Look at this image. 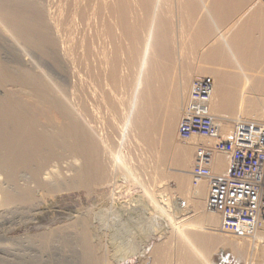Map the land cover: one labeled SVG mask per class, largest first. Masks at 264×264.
<instances>
[{"label": "bare ground", "instance_id": "bare-ground-1", "mask_svg": "<svg viewBox=\"0 0 264 264\" xmlns=\"http://www.w3.org/2000/svg\"><path fill=\"white\" fill-rule=\"evenodd\" d=\"M60 1L64 2L65 0H59V2ZM68 1H69L70 5H68L69 9L68 8H67L68 10L66 9L67 17L64 16L65 17L64 19L66 20V18H67L66 22L68 20L70 21V22L68 21L69 27L70 26L74 27L78 23L79 24L83 23L82 25L84 27L85 26L84 24L90 23V21H92L93 17H94L93 19L95 21V17L98 16L97 17V18H99L98 21H100L99 16L103 15V17H101V20H104V21H102L103 23H101V24L102 25L104 24V27L106 29L102 30L103 32H100V31L99 32L104 33L103 34L104 36H102L103 40L107 39L108 44L110 45L111 48H113V50L110 52L109 51L110 47L108 44L107 45L109 48L107 46H105V45L103 46V44H101V46L107 47L109 50L102 53L104 55L103 57L106 61L107 66L104 65L105 63L101 64V61L104 59L100 60L99 64H101V67L104 65L105 67L108 68V66H109V68L107 69V71H109V76H108V74H106V75H107V78L110 77L108 79H110V82L114 83V85H113L114 87H116L115 85L118 86V84H119L118 82H120V81H121V84L122 83L124 84L122 79L119 78L123 72L122 71L121 74L119 75V72H120V70L118 69L119 65H121L122 70H123V65L121 64L122 59L120 60L119 55H118V52L120 50L119 51L116 50L115 47L120 49L121 44L123 46V44H125L127 41L131 44L130 45L127 42V44L129 46H132V50L128 45L125 44L127 47H129V50L131 51V53H130L127 50L130 53V56L128 55L130 58L128 56L127 57L129 59V61L134 64L133 66L137 65L136 66L137 71H135L136 70L135 69L134 73H133L136 75L135 76L136 80H134L135 82L132 80L133 82L131 84V86H133L132 87L133 90L130 89L131 90L130 94H129L130 91H128V93H126V94H129L131 97L130 103H129V105H127V103L126 104L123 103L124 106L126 105V107L124 109L127 108L126 110H124V113L126 111L125 115H123V116H125V118L123 117V119H122V116H121L122 111L119 110V112H118V110H117V112H115V113H120L119 117L122 119V121L124 120L123 123L119 122L120 120L119 121L116 120L117 119L116 116H118V115H116L114 112H112L113 114L116 115V116L114 115V117H116V118H114V117H111V118L115 119L116 123L118 121L119 127H120V125L122 126L119 129V131H120L119 132L118 128H117V124L115 123L116 124L115 127L117 128V131H118V134L115 136L119 137L118 145H116V147H115V143H117L116 142L117 137L116 138L113 137V138H115L114 139L115 141L112 138L111 139V140H113L112 142L107 138V137H109V135L114 136V135H112V133H110L112 131L114 132V130L109 131L110 134H108L106 137V136H104V134L102 135V133H100V130H102L103 132L105 130H103V129L98 130L100 127H97V124H98L97 122H99L98 120L102 121L103 117L106 116L104 114L105 116L103 115V117H101L103 114L102 111L104 110L103 108H105L107 110L106 107L108 106L109 101L110 102L113 101V99L110 98V100H108L107 102L104 100V102H106V104H103L104 102L102 101L103 99L101 98L103 96V94L106 93L105 91L107 89L110 90L109 88H111V87L108 88V86H107V85H109L108 82H106L108 79L106 81L104 80L105 83H107V84H105L104 81L102 80L104 77L102 79H100L103 81L102 83L104 85H106L107 88H105L104 85H101L106 90L102 89L105 91L100 92L102 94V96L99 95V97L100 96L101 97L98 98L99 93L93 94L96 92L95 90L98 91V89L96 88L97 86L94 87L93 84L100 85V83L97 84L98 79L96 81L97 74H96V76L93 75V77H94V78L92 77L93 81H94V79L96 81V82H93V81H91L92 75L90 76V74L88 73L90 78H91L90 81L93 83V84L91 83L92 85L91 86L89 85V87L92 88V86H93L94 88H92V90L94 89L93 91H95V92H92L91 95L92 94L96 95L98 99H101V101H102L101 104L104 106L103 107L101 105V107H103L102 108L103 110H100L101 107H99V105H97L100 109L98 107L97 108L99 109V111H101V113L99 114V111L97 110V108L94 107L96 102L92 103V102L87 101V102H89L90 106L92 104H94V106H91L90 109H92V107H94V109H96V111L95 110L94 111L95 112L98 111L99 116L101 115L100 116L101 119H97L98 114L96 115V113L93 112V113H95V117L97 119L96 120L97 122L95 121L96 122V124H95V122H94L95 118L92 121L91 120L92 117L90 116L91 114L93 115V113L89 114V113H87L88 111L86 110V107L88 108L89 104L86 105L87 103L85 101L84 103H86V104L84 105V103L81 102L83 99L77 98L78 94L76 93V91H78L77 90L78 88H76V90H75L74 89L75 87H72V89H71V87H69V88L66 87L69 84L68 79H70V78H68L69 77L68 75L75 77L76 74L74 73V71L76 69H74V71L72 70L73 72H71V74L68 73V75H62L64 73V71L67 69L66 67H69L68 66L69 63L71 64V59L73 61H75V59H73V57L71 58L72 51L74 52V54H75V51L78 54L77 51L81 50V47L74 45L75 47H78V49L76 50V49H74L73 46H71V44L69 42H66V44H67L66 45L65 42L63 43V39H61L62 42L59 41L60 39L58 37H60L59 35L63 31V28H61V31L59 30V21L55 20L54 19L55 17L50 16V13H48V15H47V11L45 9L46 6L44 7L43 6L44 4L41 3L40 0H0V34L1 35H7V37H9L16 45L21 46V48L25 47V49L26 48L31 49L30 51L35 50V52H37L40 55V60H38V61H42V63H44L42 66H44L45 68L47 66H49V68H50V70H49V68L40 69V67L37 68V67H35V65L33 67H30V65L32 64L31 62H30L31 64L28 67L26 66L27 64H25V65L23 64L20 66H9V64L7 65V63H5L3 61L4 59H2L3 57L1 56L2 53L0 50V90L3 91V94L0 96V176L2 177L1 178L2 181L0 182V226L1 227L3 226L2 223L4 222L3 221L4 217H6L8 214H11V213H13L15 215L16 211H18V212L22 211L23 214L21 213V215L25 214L27 217L26 220L23 219L25 221V223H23L21 225L18 224L19 226H17V224H16V226H17V227L15 226L16 228L12 227V229L9 228L7 230L6 228L2 229L0 227V243L5 242V246H2L3 247L2 248L1 245H3V244H1L0 249L6 250V251L7 250L8 251L18 250L20 252L21 251L24 252V254H25V251L33 250L37 247L42 248L41 250H43V248H50L51 245H55V244H51V243L53 240H55L57 238V239H62L64 241H66V243H68V244H69L70 240L77 241V243L80 245V247L83 251V255H84L83 259L85 261L83 264H144V260H143L144 258H142V259H131V258H122V256L117 258V256H115V255H116V253L117 254L120 253V251H121V250H119L120 248L119 249L116 248L115 250H113V252L111 251L112 253L110 252L109 249L111 248V246H109V243H110V240L114 236L112 234L110 235V233H112V231H111L112 228L111 229L107 228L108 227L107 224L109 223L108 220L110 219V216H109L108 220H106V221H104L102 217L104 216L103 214H105V212L107 213V215L109 213L110 214L114 213V209L116 208L118 212H122L124 215L129 216V217H133L132 215L139 216L140 214L141 215L146 214L149 216L151 215L149 220H152V218H155L159 225L162 224L167 231L170 230L172 232L173 236L176 238L174 240L178 241L179 245H181V247L183 249L181 254L180 253L178 254L179 264H218L217 261L220 257L218 255H215V257H214L213 253L215 251L218 252L219 250H223L226 247H228V249H226L228 251L227 252L225 251L224 253H222V256L224 255V256H227L230 258L235 257L234 260L238 264H242V263L245 264V262L248 260H243V252H244V249H246L244 246L245 245L244 242L245 241L247 242L248 240H249L248 241L249 244L246 243V245H249L250 252H251V254H253V257L257 258L256 254L258 255V253H259L258 251H261V249L259 246H256L257 244L254 245L252 242H257L259 240L255 239L256 240L255 241V240H250L248 238L246 239L247 236H245L244 229L241 230L240 227H238V229H237L240 233L239 235L242 236L239 241H235V242H234V240L228 241V237H227V240L224 239V238H226L225 234H223L224 238L222 237L223 239H221V238H219V237H221L218 234L219 232L217 233L219 235V236L217 235V239H213L212 237L209 238V237L205 236L206 234L205 235L201 234L202 229L199 231L201 233H198L197 229L192 228L193 226L190 227L192 224L189 226L191 229H188L187 227H182L183 226L182 222L181 223L177 222V218L175 219V217L173 216L174 214L171 213V211L172 210L175 211V209H173L169 206L171 204V202L169 201L168 198H166L167 195L163 196V194H164L163 191H162L163 193L158 191V194H159V192L162 193L161 196L160 195L158 196V194H157V196L159 197V199H158L159 201H158L157 199H155L156 197L153 196V194H152V196H151V194L149 195L146 192L147 189H145L146 191H144V192L147 193V194L145 193L146 194L145 196L149 197L148 202H149V204L151 203V207L153 206V209H154L153 210L154 212L153 211L148 212V210H147L148 206L142 202V199L137 200L134 197L135 199L130 200L129 199L130 196H129V198H128L129 200L127 199L128 201L124 198L126 201L121 202L119 199L120 196L118 194V190H119V188H122L124 183H127L128 180L126 181V179H129V175L128 174H127L128 176L125 175L124 177H128V178H126L125 180H122V182L124 181V183L121 186L122 182L120 183L119 178H122V176L124 175V174H122L121 177L119 176L121 169L123 168V170H126V171H128L130 169L128 166L129 164H127L128 168H129L128 170L124 168L125 167L124 166L125 165V163H124L125 159L124 158H127V157H124V153L122 150V148L124 147L123 142H125L124 141L125 138L128 135H130L129 134L130 131L132 133H134L135 130H138V132L144 137V139H146V142H149L150 145H153V146H156L157 148H159L157 150V152H159L158 153L159 157H158V159L157 158L156 159H157L158 163L161 165L160 167H162V166L169 167V165L171 163H174V165H176V167L182 168L181 170H183V171L186 170V172H187L188 170H190V171H188L190 174L189 175L187 174L188 177H187V175H184V174L183 175L191 180L192 189L191 188L190 189L193 190L195 185L193 183V179L191 176V170L195 164V156L196 155L194 154L195 156H193V153H194L193 151H195L194 150L195 146L193 147L192 141H191L192 142L191 144L189 143L191 138H190V140L188 139L189 141L187 140V142H185L183 146H182V144L180 145V144H178V142H175V140L182 142L181 138L179 137L178 131L176 133V129H179V125L181 122L180 118H182L181 117L182 113L186 107V103L188 102L186 99L187 102L184 103L185 102L184 93L187 90H189V91L191 90V86L195 80L199 81V79H200L201 81L203 80V81L210 82L213 85V89H214L213 95H212V100L210 102V108H209L210 113L215 117L216 120L219 119V121H222V122H225L226 119L230 118L229 116H226L224 114V111H226V110L230 111L231 114L235 113L236 116H238V117L240 116L239 118H236V117L233 118V120L234 119L239 120L241 118V116L243 115L242 112H244L245 110H247V111L252 110L251 108H253V107H251L252 106L251 104L254 103V102L252 103V101H251L252 97L254 96L253 95L254 93L252 92V90L255 91V89H256V86L253 84V80H254V78L256 79L257 77H259V75H261L259 73H262V72H260L259 69H260V67L262 69L263 64H264V7H263L264 2H262V0L261 1L256 0L254 2L251 0L253 3H250L249 0H67L65 6L67 5ZM55 4H57V3H55ZM52 6H53V4H52ZM62 6H63V3L61 5V7ZM59 8H60V6L58 7V9ZM68 11H70V12H68ZM67 12L70 13V15H69L70 19H69ZM104 14H105V16H104ZM62 15L60 14V17ZM60 17H58V18H60ZM102 18H104V19H102ZM62 19H63V16H62ZM56 21H58V22H56ZM77 21H79V22H77ZM105 21H106V23H104ZM66 22L64 23L62 20L61 24H63V25L68 24V22L67 23ZM76 22H77V24H76ZM91 24L92 23H90L86 26H89ZM94 24H92V25H94ZM60 26H62V25H60ZM68 26L65 25L63 27L66 28ZM101 27H103V26H101ZM75 28L77 30V26ZM98 28H100V26ZM98 28H96V30ZM66 29L68 30V28H66ZM79 29H80V27H79ZM67 30H64V32ZM76 30L73 31V28H72V31L74 33H76L75 32ZM93 30H94V28H93ZM69 31L72 32L69 28L68 33L67 32L66 33H67V35L70 36L71 33H69ZM80 35H82V34H80ZM84 36H86V35H84ZM91 36H92V34H91ZM120 36L126 38L127 40L122 43V40H125V39L121 40ZM102 37H100V38H102ZM3 38H5V37H3ZM67 38H69L70 41L72 42L71 37H67ZM85 38L86 37H84V39ZM100 38H99V40H100ZM118 38H120V40ZM67 40L68 39H64V41H67ZM86 41H84V43ZM96 41H94V42H96ZM117 41L118 42L121 41L120 42L121 44L120 43H119L120 45L116 44ZM73 43H75L74 40H73ZM76 43H78V42H76ZM79 43H80V41H79ZM103 43H104V41H103ZM80 44L82 46V43H80ZM91 44H93V43L91 42ZM86 45H89V47H90L89 50L92 49L90 44L86 43L85 46ZM97 45H98V43H97ZM116 45H118V47ZM119 46H120V48H119ZM70 47H72L74 50H71ZM83 47H84V45H83ZM127 47H125V48H127ZM107 48H103V50H105ZM32 49H34V50H32ZM84 49H87V47H84ZM93 49H94V47H93ZM93 49H92V52H93ZM100 49L102 50V48H100ZM101 50H99V51H101ZM124 50H122V53ZM186 50L187 51L189 50L190 54ZM99 51L97 49L96 53ZM26 52H27V50H26ZM81 52H83V50ZM84 52H85V50H84ZM93 53L92 54L90 53L87 56V58L90 57L91 55L93 57V55H95ZM119 53H121V52H119ZM124 53H126V52H124ZM85 54H86V52H85ZM95 56H98V55L96 54ZM100 56H102V55L100 54L99 57ZM120 56L122 58V54H120ZM18 57H19V55H18ZM25 57L26 56H24V58ZM77 57H79V56H76V58ZM127 57H126V60H127ZM190 59L193 60V62L190 61ZM18 60H19V58H18ZM77 60L80 61V59H78V58H77ZM196 60L198 61V63L199 62L200 63L196 67V70L193 71L192 67L195 66L194 62ZM83 61H85V60H83ZM188 61H190L189 63L192 62L193 66L191 68L188 67L189 69H191V71H187L188 69H186V71H187V74H186V71L184 72L185 69L182 66L185 65V62L188 63ZM8 62H10V61H8ZM95 62L90 63V61H89L88 64H86V63L85 64L89 65V63H90V65L92 64L94 66ZM135 63H136V65H135ZM182 63H183V65H182ZM187 63H186V65H187ZM76 64L77 63H75V67H76ZM96 64H98V63H96ZM126 64H128V62L125 63L124 65L126 66ZM180 65H182V66H180ZM39 66H40V64H39ZM128 66L131 67L130 65H128ZM70 67H71V65H70ZM73 67H74V65H73ZM99 67L100 66L98 65L97 70L99 69ZM86 68H87V66H86ZM91 68H90V70H91ZM185 68H187V66ZM68 69L71 70L73 68L71 67V69L70 68H68ZM77 69H78V67H77ZM100 69L102 70V68H100ZM100 69L98 70L99 72H101ZM125 69H126V67H125ZM131 69H129L130 73H131ZM193 69H195V68H193ZM90 70L88 69L87 72L92 71V70L91 71ZM93 70H94V68H93ZM258 70H259V73H258ZM49 71L58 74L57 76L59 78H62L65 76L64 77L65 81L62 80L65 84L62 83V81H60V82L57 81L58 78L55 79L52 76V74H50ZM67 71L68 70H66V72ZM81 71L84 72L83 70H81ZM103 71H104V69H103ZM127 71H128V69H127ZM66 72H65V74H67ZM94 72H97V71L96 70L92 71V74ZM128 73L129 72H127V74ZM130 73L128 75H130ZM79 74H80V72H78V76H80ZM127 74H126V76H128ZM187 75L190 78V79L187 78L188 80H190V82L185 80ZM122 76H125V75H122ZM179 76L183 77L184 82L182 81L183 83L180 82V84H179V82H178V84L173 83L175 81H173L172 79H175L176 77L179 78ZM101 77H102V74H101ZM135 77L131 78V76H130L129 77L130 79H128V80L130 81L133 78L135 79ZM77 78L75 77V79H77ZM84 79H86L87 82L89 81L88 78H84V76H83V80ZM104 79H106V77ZM118 79H120V80L118 81ZM123 79H124V77H123ZM125 79H126V77H125ZM250 79H253V80H252V82L249 83L248 81ZM80 80H82V79L80 78ZM80 80H78V81L80 82ZM86 80L84 81V83L86 82ZM178 80L179 79H177V81ZM259 80L257 82H259ZM78 81L76 82L77 84H78ZM188 82L190 83L189 85L187 84ZM257 82L255 83L256 85H257ZM127 83H129V82H126L125 86L122 85V87L124 86L125 90L126 89L128 90L131 87V86L128 87L129 84L127 85ZM82 84H83V82H82ZM85 86H87V85H85ZM188 86H189V89L186 90V88H188ZM254 86H255V88H254ZM258 86H260V85H258ZM114 87L112 88L113 90H115ZM122 87H120V89ZM79 88L82 89L85 87L80 86ZM91 88H89L90 91H91ZM263 88H262V91H263ZM85 89H87V88H85ZM116 89H117V87H116ZM118 89H119V87H118ZM123 89H121V92ZM102 90L100 89L99 91H102ZM125 90H124V92H127V90L126 91ZM90 91L87 90L88 93H90ZM111 91H109V94ZM116 92L118 93L119 91H116ZM121 92H119V94H121ZM112 93H113V91H112ZM114 94H115V92H114ZM114 94H112V95H114ZM122 94H124V93H122ZM257 94H259V93H257ZM81 95H82V92H81ZM107 95L108 94L104 95V97ZM129 95H127L128 96L127 98H129ZM260 95H261V93H260ZM262 95L264 96V93ZM85 96H87L85 98H88V95H85ZM110 96L111 95H108L107 97L109 98ZM115 96H117V95H115ZM115 96L114 97L111 96V97H113L115 99ZM187 96H189V94ZM78 97H80V96H78ZM97 98H96V100L98 101ZM108 98H106V100ZM116 98H118V96ZM256 98L258 99L257 96H256ZM119 99H120V95H119ZM87 100H90V99L88 98ZM94 100L95 99L90 100V101L94 102ZM120 100H114V101L116 103V101H120ZM127 100L129 102V99H127ZM99 102L100 101H98L97 104ZM120 102H122V101H120ZM123 102H126V99H124ZM263 102L264 101H262V103H260L263 105L261 108L259 107V105H258V108L255 107L254 112H256V114H257V112L259 111L258 112L259 115L257 114L255 116L254 114H252V116L253 115L255 116V117H253V119L255 118L260 122L264 121V118H263L264 117V103ZM112 103L113 102H111V104H109V106L112 105ZM115 103H113V106H116L117 109L121 108L123 110V106H122L123 104L119 105V102H117V104L119 105V107H118ZM108 108H112V107H108ZM116 108L114 109V107H113L112 110L114 111V110H116ZM90 109H89V111H90ZM219 109H222V111L218 112ZM104 112L106 113V111H104ZM108 112L110 113L109 109L107 110V114H109ZM230 112H228V114ZM246 112L244 113V115H246ZM213 113H216V114L214 115ZM225 113H227V111ZM251 113H253V112H251ZM88 114L91 117V119L89 118ZM109 115L111 116V114H109ZM109 115H107V117ZM235 115H232V117H234ZM247 116H250V114L248 113ZM93 117H94V115H93ZM119 117H118V119H119ZM250 118H251V116H250ZM105 119H103V120H105ZM247 119H248V117H247ZM247 119L244 117V120H247ZM107 120H110V119L107 118ZM111 120H110V122H111ZM248 121L250 122L251 120L248 119ZM113 122H115V121L113 120ZM235 122H239V121L235 120ZM241 122H243V121H241ZM107 123H108V121H107ZM109 123L105 124V122H104L103 124H105V125L102 126V124H101L98 126H102V127L105 126L104 127L105 129L110 130V129H108V128H110ZM244 123L245 122H243L242 124H244ZM111 124H112V122L110 123V125ZM112 125H111V129L114 128L113 127L114 125L113 126ZM237 125H238V123H237ZM249 125H247V126H249ZM106 126H108V128H106ZM219 126H220V124H219ZM133 128H135V129L133 130ZM221 128H223V125H221V127L218 128L220 130L219 131L220 137L223 140H228L227 136L225 134L226 130L223 131V129L221 130ZM261 130H262V128H261ZM106 133H108V132H106ZM119 133H120V135H119ZM242 133L244 136V132H242ZM227 134H228V132H227ZM251 135H252V133H251ZM195 136H193V137H195ZM263 137H264V135H263ZM109 138H111V137H109ZM238 138H240V137H238ZM252 138L254 139V137H252ZM262 139H264V138H262ZM108 140L110 141V143L112 145H109ZM140 140H142V139H140ZM236 140H238V139H236ZM113 142H114V144H113ZM146 142H145V144H146ZM136 143H137V141H136ZM113 145H114L115 149H114ZM122 145H123V147H122ZM138 145H140V144H138ZM142 145H144V144H142ZM111 147H113V148H111ZM127 147H129V146H127ZM133 148H135V147H133ZM148 148H150V147H148ZM153 148L152 147L150 148L151 151L153 150ZM144 151H147V149L143 150L142 152H144ZM148 152H150V151H148ZM155 152H156V150H155ZM130 153H131V150H130ZM156 153H154V154H156ZM218 153L220 154V157H221V161H222L223 168H224V173H227L225 170H226V167L229 166L227 164V162H229V161H227V159L226 160L224 159V157L226 156L225 154H227V153L223 152L221 150H219ZM154 154H153V156H155ZM147 155L148 154H146L144 156L147 157ZM226 158H228V157H226ZM137 159H138V157H137ZM154 159H155V157H153V160ZM146 160L147 159H145V161ZM130 162H131V160H130ZM149 162H147V163L151 164ZM126 163H127V160H126ZM158 163H157V165H158ZM62 164L67 165L66 170H67V173H69V176L64 173L66 170H63ZM152 164H151V167H152ZM52 165H54V167H56L58 170L56 172H53V173H50L49 175H47L46 177L48 178V180H44L45 178H43L44 177L43 175L45 174V172L46 173L51 172L48 169L50 167H52ZM64 165H63V167H64ZM133 165H135V164L133 163ZM137 165H139V164H137ZM140 166H142V165H140ZM151 167H149V168L150 169L154 168V167L153 168H151ZM158 167H159V165H158ZM143 168H144V166H143ZM180 168H178L179 171H180ZM139 169H141V167ZM228 169H230V168H228ZM160 170H162V169H160ZM160 170L158 173H160ZM163 170H165V169L163 168ZM47 171H49V172H47ZM144 171H147V170L145 169ZM176 171H178V170H176ZM133 173H131V174H133ZM143 174H144V172H143ZM151 174H153V173H151ZM164 174H165V172H164ZM164 174H162V175L163 176L166 175L165 177L168 176V173H166L165 175ZM175 174H177V173H175ZM181 174H182V172H181ZM172 175L174 176V174H172ZM141 176H143V175H141ZM156 176H158V175L156 174ZM156 176H154V177H156ZM159 176L161 177V175H159ZM177 176L178 177L180 176L179 177L180 181H179V179H176V180H177V182L180 183V187H182V189H183L184 186L186 185V181L183 180V178H181L182 175H180V173L177 174ZM133 177H135V174L133 175ZM165 177H162L164 179V181L166 180ZM178 177H176V178H178ZM187 178H186V180H187ZM130 181H133V180H130ZM156 181L159 182L158 180H156ZM161 181H163V180H161ZM147 183H146V185H147ZM153 183H155V181ZM184 183H185V185H184ZM189 184H190V182H189ZM142 186H143V184H142ZM143 187H145V186H143ZM143 187H142V189H144ZM163 187H165V186H163ZM187 187H188V185H187ZM124 188H126V187H124ZM163 189H165V192L168 190V189H166V187ZM125 192H126V190H125ZM168 192H170V191H168ZM171 192H173V190ZM129 193H130V191H129ZM174 195H176V194H174ZM191 195H190V197H192ZM187 196H185V197H187ZM171 197H172V194H171ZM187 199H189V198H187ZM173 200L175 202H178V200L177 201L175 199H173ZM66 201H67L68 205H69V203H71L70 205H72V207L70 208L71 212H69V213H66L65 211L61 210V207L57 206V205H59V206L64 205L63 203ZM198 201H194L193 204L195 202H198ZM185 203H187V202H185ZM185 203H184V205H185ZM200 204H202V203H200ZM176 205H180V207H181L182 202H178V203H176ZM193 206L195 207L196 204H194ZM62 209H66V207L62 208ZM70 209H69V211H70ZM97 209L99 211L96 212L95 210H97ZM209 212H211V211H209ZM122 213H120V214H122ZM188 214H190V213L187 211L186 215H188ZM107 215H106V217H108ZM117 215H116V217H117ZM213 215H215V216L212 217V212H211V219L215 221L216 226H217L218 223L220 222V218H222V217H221L220 213L217 211H214ZM16 216H17V214H16ZM24 216H23V218H24ZM118 216H120V215H118ZM208 216H205V217L200 216L199 219H201V220L208 219ZM184 217L182 216V218H184ZM9 218H11V217H9ZM113 218L114 217H112V219ZM143 218H146V216H144ZM62 219L66 220V221H70V223L67 224L65 227H63V225L61 227H58L59 225L54 227V225L58 224L59 220H62ZM178 219H181V217L180 218L178 217ZM211 219L209 221L212 222ZM14 221L16 222L15 219H14ZM17 221H19V220H17ZM19 222H21V221H19ZM105 222H108V223H105ZM141 222L143 223L144 220H142ZM191 222H192V219H191ZM204 222L207 223V220H205ZM16 223H18V222H16ZM59 223H61V222H59ZM99 223H101V224H99ZM153 223H154V221H153ZM11 224H12V222H11ZM143 224H145V223H143ZM199 224H200V222H199ZM210 224H209V226H210ZM9 225H10V222L8 225H6V227ZM14 225H15V223L13 224V226ZM212 226L210 229H212ZM142 228H144V227H141L140 229H142ZM155 228H156V226H155ZM199 229H200V227H199ZM205 229H207V228H205ZM156 230H157V228H156ZM213 231L214 230H212V232ZM114 232H116V231H114ZM153 232H154V228H153ZM203 232H205V231H203ZM241 232H242V234H241ZM161 233H163V232H161ZM206 233H207V231H206ZM223 233H224V230H223ZM158 234H160V233H158ZM158 234H155L158 236L156 239L160 238V235H158ZM207 234H209V233H207ZM212 235H210V236H212ZM26 238L29 240H27ZM232 238H233V236H232ZM251 238H252V236H251ZM24 239L27 240V242L25 244H24L25 241H23ZM156 239L154 238L153 240H155V241L153 242L150 238V240L154 244H151L153 246H151L150 248L148 247L149 253L154 258V261H155L154 263H156V264H172V260H171L172 258H169L168 256H171L170 253H172L173 251L169 253L168 246H165L164 244L163 245L156 244L157 243ZM28 241H30V242H28ZM61 243H63V242H61ZM61 243H60V245H61ZM70 244H72V243H70ZM113 245H112V248H113ZM120 246H123V245H120ZM53 249H54V246H53ZM116 250L117 251L119 250L118 251L119 253L118 252L115 253ZM247 250L248 249H246L245 251H247ZM38 251H40V250H38ZM44 251H45V249H44ZM51 251H53V250H51ZM0 252H2V251H0ZM33 252H31V253H33ZM261 252H264V250H262ZM34 253H36V252H34ZM80 253H81V251H80ZM168 253H169V255H168ZM42 254H40V255H42ZM119 255H122V254H119ZM138 255H140V254H138ZM260 255H261V253H260ZM4 256H5V254H4ZM4 256H2V257H4ZM7 256H8V254H7ZM7 256H5V257H7ZM21 256H25V255H21ZM248 256H250V255H248ZM27 257H29V256H27ZM152 257H151V259H153ZM20 259L22 260L23 258H20ZM28 259H30V258H28ZM178 259L176 258V260H178ZM6 260H9V259H6ZM24 260H27V259H24ZM24 260H22V262ZM250 261H251V259H250ZM254 261L255 260L252 259L251 263H249V261H248L247 264L257 263V261L256 262H254ZM11 262H13V261H11ZM260 262L261 261H259V264H260ZM17 263L18 262H16V264ZM36 263H37V261H36ZM228 263H229V261H228ZM12 264H14V263H12Z\"/></svg>", "mask_w": 264, "mask_h": 264}, {"label": "rangeland", "instance_id": "rangeland-1", "mask_svg": "<svg viewBox=\"0 0 264 264\" xmlns=\"http://www.w3.org/2000/svg\"><path fill=\"white\" fill-rule=\"evenodd\" d=\"M57 1V2H56ZM66 1L67 0H65L64 2H62V1H60L59 2V0H40V2L41 3H43L44 5V7H45V9H46V11H47V15H48V13H50V16H52V17H55L54 19L55 20H58L59 21V30L61 31V28H63V31L61 32V34L59 35L60 37H58L60 40L59 41H61V39H63V43L65 42V44H66V42H69L70 44H71V46H73L74 47V49H78V47H81V50H78L77 52H78V54L76 53V51H75V54H74V52L72 51V53H71V58L73 57V59H75V61H73L72 59H71V64L69 63V67H66L67 69L66 70H68L67 72H66V70L64 71V73L62 74V75H68V73L69 74H71V72H73L74 71V69H76L75 71H74V73L76 74L75 75V77L77 78V79H75V77H72L71 75H68L69 77L68 78H70V79H68V85L66 86V87H71V89H72V87H75L74 89L76 90V88H78L77 90L78 91H76V93L78 94V96H80V97H78L77 96V98L79 99H83L81 102H85L86 101V103H84V105L86 104V105H88L89 104V102H92V103H95L96 102V104H95V106H94V104H92L91 106H94V107H98L97 105H99V107H101V102L103 101L104 102V100L107 102L108 100H110V98L111 99H113V101H111V102H113V103H115V101L114 100H120L121 98V100L120 101H122V102H120V101H116V105L119 107V105H121V104H126L127 103V105H129V103H130V99H131V97H130V93H131V90H133V86H131V84H132V82L134 81V80H136V75L135 74H133L134 73V70L136 69V63H135V65L136 66H133L134 64L133 63H131L130 61H129V59H128V57L130 56V53H131V51L129 50V47L131 48V50H132V46H129L128 44H130L128 41V44H127V42L125 43L126 45H128L129 47H127L125 44H123V46H122V44L120 43L121 41H117V43L116 44H121V48H120V46H119V48L120 49H118V48H116L115 47V49L116 50H120L119 52H121V53H119L118 52V55H119V59L121 60V64L123 65V70H122V67H121V65H119V67H118V69L120 70V72H119V75L121 74V72H122V74L120 75V79H122V81L124 82V84L122 83L121 84V81L120 82H118L119 84H118V86L117 85H115L116 87H117V89H118V87H119V89H120V87H122V85H126L125 83L126 82H129V83H127V85H128V87L129 86H131L128 90H127V92H124V90H125V88H124V86L121 88V89H123L122 90V92H121V89L119 90H117L116 89V87H114L113 85H114V83H112V82H110V79H108V78H110V77H108L107 78V75L106 74H108V76H109V71H107V69L109 68V66H108V68L107 67H105L104 65H106L107 66V64H106V61H105V59H104V55L102 54L103 52H105V51H107V50H109L110 52L113 50V48H111L110 47V45L108 44V41H107V39L106 40H103V37L102 36H104L103 34L104 33H100V32H103L102 30H105L106 28L104 27V24L102 25L101 23H103L102 21H104V20H101V17H103V15H101V16H99L100 17V21H98L99 20V18H97V17H95V21H94V17L92 18V21H90V23H92V24H94V25H89V26H86V25H88V24H90V23H88V24H84L85 26L83 27V23H78L77 24V22H79V21H77L76 22V26H77V30H76V26H74V27H69L68 25H69V22H68V24H65L66 26H68V27H66V28H68V30H69V28H70V30L72 31V28H73V31L74 30H76L75 32L76 33H74L73 31L72 32H70L69 31V33H71L70 34V36L69 35H67V33H68V30L66 29V28H64L63 26H65V25H63V24H61L62 23V20H63V22L65 23L66 22V20H67V18H66V20L64 19L65 17L64 16H66L67 17V15H66V9L68 8L69 9V6L68 5H70L69 4V1L67 2V5L65 6V4H66ZM250 1V3H253L254 1H256V0H249ZM257 1H261V0H257ZM63 3V6L61 7V5H62V3ZM262 2H264L263 0H262ZM55 3H57V4H55ZM60 3V4H59ZM51 4V5H50ZM52 4H53V6H52ZM59 4V5H58ZM55 5V6H54ZM58 5V6H57ZM60 6V8L58 9V7ZM65 6V7H64ZM263 7H264V5H263ZM53 8V9H52ZM56 8V9H55ZM63 9V10H62ZM67 9V10H68ZM49 10V11H48ZM58 10V11H57ZM60 11V12H59ZM65 11V12H64ZM62 12V13H61ZM68 12H70V11H68ZM67 12V13H68ZM63 16V19H62V16L60 17V14ZM70 15V13H68V16ZM104 16H105V14H104ZM58 17H60V18H58ZM107 17V16H106ZM97 18V19H96ZM105 18V17H104ZM104 18H102V19H104ZM53 19V20H54ZM60 19V20H59ZM69 19H70V16H69ZM107 19V18H106ZM105 19V20H106ZM54 20V21H55ZM108 20V19H107ZM106 20V21H107ZM58 21H56V22H58ZM106 21L104 22V23H106ZM66 22V23H67ZM99 23V24H98ZM98 24V25H97ZM101 24V25H100ZM60 25H62V26H60ZM100 26V28H98ZM101 26H103V27H101ZM79 27H80V29H79ZM82 27V28H81ZM93 28H94V30H93ZM96 28H98L97 30H96ZM92 29V30H91ZM64 30H67V31H65L64 32ZM90 30V31H89ZM78 31V32H77ZM87 31V32H86ZM94 31V32H93ZM98 31V32H97ZM100 31V32H99ZM67 32V33H66ZM64 33V34H63ZM73 33V34H72ZM97 35H96V34ZM3 34V33H2ZM80 34H82V35H80ZM88 34V35H87ZM91 34H92V36H91ZM95 34V35H94ZM64 37H63V36ZM74 35V36H73ZM77 37H76V36ZM84 35H86V36H84ZM94 35V36H93ZM0 50H1V56L3 57L2 59H4L3 61L5 62V63H7V65L9 64V66H20V65H25V64H27L26 66L28 67L31 63V65H30V67H33L34 65H35V67H40V69H44L45 67L44 66H42L44 63H42V61H38V60H40V55L37 53V52H35V50L34 49H32V50H34V51H30L31 49H28V48H26L25 49V47L23 48H21V46H19V45H16L9 37H7V35H1L0 34ZM79 36V37H78ZM90 36V37H89ZM3 37H5V38H3ZM62 37V38H61ZM67 37H71V40H72V42L70 41V39L69 38H67ZM74 39H73V38ZM84 37H86L85 39H84ZM100 37H102V38H100ZM121 37V36H120ZM99 38H100V40H99ZM2 39V40H1ZM4 39V40H3ZM64 39H68L67 41H64ZM79 39V40H78ZM92 39V40H91ZM95 39V40H94ZM98 39V40H97ZM119 40H120V38H118ZM122 39H125V40H122ZM73 40H74V42L76 43V42H78V43H73ZM77 40V41H76ZM82 40V41H81ZM86 41L85 43H84V41ZM97 40V41H96ZM121 40H122V43L124 42V41H126L127 39L126 38H124V37H121ZM11 41V42H10ZM79 41H80V43H82V46H81V44L79 43ZM94 41H96V42H94ZM101 41V42H100ZM103 41H104V43H103ZM8 42V43H7ZM62 42V41H61ZM89 42V43H88ZM91 42L93 43V44H91ZM100 42V43H99ZM84 43V44H83ZM90 44V46L92 47V49H93V47H94V49L97 51V49H98V51L99 50H101L100 48H102V50L101 51H99V52H97L96 53V51L93 49V52H92V49L91 50H89V45H86L85 46V44ZM97 43H98V45H97ZM73 44V45H72ZM96 44V45H95ZM101 44H103V46L105 45V46H107L108 47V45H109V49L107 48V47H103V46H101ZM108 44V45H107ZM119 44V45H120ZM67 45V44H66ZM78 46V47H75V46ZM83 45H84V47H87V49H84V47H83ZM125 45V46H124ZM131 45V44H130ZM19 46V47H18ZM117 47H118V45H116ZM18 47V48H17ZM125 47H127V48H125ZM16 48V49H15ZM83 48V49H82ZM103 48H107V49H105V50H103ZM21 49V50H20ZM24 49V50H23ZM70 49L71 50H74L72 47H70ZM125 49V50H124ZM26 50H27V52H26ZM83 50V52H81ZM84 50H85V52H86V54H85V52H84ZM88 50V51H87ZM122 50H124L123 51V53L124 52H126V53H122ZM130 52H128V51ZM8 51V52H7ZM108 51V52H109ZM187 51V50H186ZM20 52V53H19ZM24 52V53H23ZM101 52V53H100ZM188 53H189V50L187 51ZM186 52V53H187ZM6 53V54H5ZM9 53V54H8ZM31 53V54H30ZM97 54L98 56H95V55H93V57H92V55L90 56V57H88L87 58V56L89 55V54ZM102 55V56H100L99 57V55L100 54ZM14 54V55H13ZM80 54V55H79ZM120 54H122V58H121V56H120ZM190 54V53H189ZM188 54V55H189ZM18 55H19V57H18ZM21 55V56H20ZM74 55V56H73ZM83 55V56H82ZM86 55V56H85ZM124 55V56H123ZM129 55V56H128ZM10 58H9V57ZM24 56H26L25 58H24ZM33 56V57H32ZM76 56H79V57H77L78 59H80V61H78L77 60V58H76ZM87 58H85V57ZM128 56V57H127ZM190 56V55H189ZM98 59H97V58ZM126 57H127V60H126ZM18 58H19V60H18ZM83 58V59H82ZM125 58V59H124ZM130 58V57H129ZM23 59V60H22ZM91 59V60H90ZM95 59V60H94ZM102 59H104V60H102ZM83 60H85V61H83ZM87 60V61H86ZM99 62H98V61ZM100 60H102L101 61V64L103 63H105L102 67H101V64H99L100 63ZM119 60V61H120ZM125 62H124V61ZM8 61H10V62H8ZM26 63H25V62ZM38 61V62H37ZM73 61V62H72ZM90 61V63H92V62H95L94 63V66L91 64L90 65V63H89V65H86V64H88V62ZM105 61V62H104ZM190 61H192L193 62V60H191L190 59ZM190 61H188V63L187 62H185V65H183V63H182V65H180V66H182L184 69V72L186 71V69H188L187 71H191V69H189L188 67H192L193 66V64H192V62L191 63H189ZM18 64H17V63ZM29 62V63H28ZM31 62V63H30ZM77 63L76 64V67H75V63ZM80 62V63H79ZM124 62V63H123ZM128 62V64H126V66L124 65L125 63H127ZM36 63V64H35ZM42 63V64H41ZM74 63V64H73ZM86 63V64H85ZM96 63H98V64H96ZM120 63V62H119ZM118 63V64H119ZM130 63V64H129ZM186 63H187V65H186ZM195 64V66L194 67H192V70L194 71V70H196V67L198 66V64L200 63H198V61L196 60L195 62H194ZM15 64V65H14ZM39 64H40V66H39ZM80 64V65H79ZM138 64V63H137ZM192 64V65H191ZM38 65V66H37ZM70 65H71V67L73 68V69H71V67H70ZM73 65H74V67H73ZM79 65V66H78ZM87 66V68H86V66ZM98 65L100 66L99 67V69L100 68H102V70L100 69V71L101 72H99L98 70H97V67H98ZM128 65H130L131 67H129ZM139 65V64H138ZM190 65V66H189ZM85 66V67H84ZM90 66V67H89ZM126 67V69H125V67ZM187 66V68H185V67ZM42 67V68H41ZM77 67H78V69H77ZM89 67V68H88ZM92 67V68H91ZM121 67V68H120ZM128 67V68H127ZM134 67V68H133ZM47 68H49V66H47L45 69H47ZM68 68H70L71 70H69ZM84 68V69H83ZM90 68H91V70L92 71H97V72H94L93 74H92V71L90 70ZM93 68H94V70H93ZM133 70H132V69ZM193 68H195V69H193ZM88 69L91 71V72H87L88 71ZM103 69H104V71H103ZM127 69H128V71H127ZM129 69H131V73H130V70ZM139 69V68H138ZM49 70H50V68H49ZM73 70V71H72ZM81 70H83L84 72H82ZM259 70H260V72H262V73H259ZM258 70V73L259 74H261V75H259V77H257L256 79L254 78V80L253 79H250L248 82L250 83V82H252V80H253V84L256 86V89H255V91L254 90H252V92L254 93L253 95L255 96H257L258 97V99L256 98V96L254 97H252V99H251V101H252V103L253 104H251L252 106L251 107H253V108H251L252 110L250 111V110H245L244 112H242V116H241V118L238 120V119H234L233 120V118H239L238 116H236L235 115V113L233 114H231V112L230 111H228V110H226L227 111V113H225L226 111H224V114L226 115V116H229L230 118V120L229 119H226V121L225 122H222V121H219V119L218 120H216V125H218L217 127L218 128H220L221 127V125H223V128H221V130L223 129V131H225L226 130V132H225V134H226V136H227V139L228 140H230V141H232V142H234V144H236V146H242V147H247V146H249V147H254V148H263L264 149V139H262V138H264L263 137V135H264V121H262V122H260V121H258L257 119H253V117H255L257 114L259 115V111L257 112V114H256V112H254L255 111V107H257L258 108V105H259V107L261 108L263 105L262 104H260V103H262V101H264V96L262 95L263 93H264V64H263V68L261 69V67H260V69ZM262 70V71H261ZM77 71V72H76ZM106 71V72H105ZM135 71H137V69L135 70ZM187 71H186V74H187ZM50 72V74H52V76L55 78V79H57V81H65V76L64 77H62V78H59L57 75L58 74H56V73H53V72H51V71H49ZM65 72L67 73V74H65ZM78 72H80V76H78ZM99 72V73H98ZM103 72V73H102ZM105 72V73H104ZM108 72V73H107ZM127 72H129L130 73V75H128L127 74ZM90 74V76H91V78L93 77V75L94 76H96V74H97V78H96V81H97V79H98V81H97V84L98 83H100V85H95V84H93L91 81H93V78L91 79L90 78V76H89V74ZM124 73V74H123ZM136 73V72H135ZM55 74V75H54ZM100 74V75H99ZM101 74H102V77H101ZM126 74L130 77L131 76V78L132 77H135V79L133 78V79H131L130 81L128 80V79H130L128 76H126ZM84 76V78H88L89 79V83L87 82V80L86 79H84L83 80V76ZM100 77H99V76ZM122 75H125V76H122ZM184 75V74H183ZM182 75V76H183ZM51 76V77H52ZM56 76V77H55ZM82 76V77H81ZM89 76V77H88ZM122 76V77H121ZM179 76V78L178 77H176L177 79H179L178 81H177V79L175 78V79H172L173 81H175V82H173V83H176V84H178V82H179V84H180V82H184V80H183V77L185 76ZM106 77V79H104V78ZM123 77H124V79H123ZM125 77H126V79H125ZM80 78L82 79V80H80ZM103 78V79H102ZM182 80H181V79ZM187 78H189L188 77V75H187V77L185 78V80H187V81H189L190 82V80H188ZM75 79V80H74ZM90 79H91V81H90ZM100 79H102L103 81L105 80H107L106 82H108V84L109 85H107L108 86V88L109 87H111V88H109L110 90H106L105 88H107L106 87V85H104L102 82V80H100ZM120 79H118V81L120 80ZM190 79V78H189ZM260 79V80H259ZM263 81H262V80ZM78 80H80V82L78 81ZM86 80V82L84 83V81ZM125 80V81H124ZM133 80V81H132ZM171 80V79H170ZM171 80V81H172ZM259 80V82H257ZM62 81V83H64ZM74 81V82H73ZM78 81V84L76 83ZM95 81V79H94V81L93 82H96ZM101 81V82H100ZM105 81H104V83H105ZM199 81H201L200 79H199ZM203 81V80H202ZM82 82H83V84H82ZM117 82V81H116ZM131 82V83H130ZM135 82V81H134ZM182 82V83H183ZM187 83L188 85L190 84V83ZM257 82V85L255 84ZM81 83V84H80ZM88 83V84H87ZM93 84V86L94 87H96L97 89H98V91L97 90H95V91H93L92 90V88H94L93 86H92V88L91 87H89V85L91 86L92 84ZM102 83V84H101ZM181 83V84H182ZM247 83V82H246ZM65 84V83H64ZM80 84V85H79ZM105 84H107V83H105ZM116 84V83H115ZM134 84V83H133ZM263 84V85H262ZM78 85V86H77ZM85 85H87L89 88H91V91H90V89L87 87V86H85ZM101 85H104L105 86V88L104 87H102ZM114 87V89L116 90V91H119V92H121V94H119V92L117 93L115 90H113L112 88V86ZM258 85H260V86H258ZM80 86H83V87H85V88H87V89H85V88H79ZM102 88H101V87ZM176 86V85H175ZM255 86H254V88H255ZM258 86V87H257ZM263 86V87H262ZM100 87V88H99ZM127 87V86H126ZM127 87V88H128ZM260 87V88H259ZM95 88V89H96ZM262 88H263V91H262ZM102 90V89H105V90H102V91H99V90ZM131 89V90H130ZM187 89H189V86H188V88H186V90ZM80 90V91H79ZM87 90H89L90 91V93H88L87 92ZM113 91V93H112V91ZM125 90V91H126ZM185 90V91H186ZM261 90V91H260ZM1 92H0V96L3 94V91L2 90H0ZM106 92V93H104L103 94V96H102V94L100 93V92ZM109 91H111L110 92V94H109ZM128 91H130L129 92V94H126V93H128ZM81 92H82V95H81ZM92 92H95V93H93V94H96V93H99L98 94V98H100L101 96V98L103 99L102 101H101V99H98L97 98V96L96 95H91V93ZM108 92V93H107ZM114 92H115V94H114ZM122 93H124V94H122ZM186 93V94H185ZM184 93V100H185V102L184 103H186L187 101H188V99H189V96H187L188 94H190V91L189 90H187L186 92ZM257 93H259V94H257ZM260 93H261V95H260ZM80 94V95H79ZM106 94H108V95H111V96H115V95H117L118 96V98H116L117 96H115V99L113 98V97H107V96H105L106 98H108L107 100H106V98L104 97V95H106ZM112 94H114V95H112ZM85 95H88V98L90 99V100H93V99H95L96 100V98L98 99V101H100L98 104H97V100L95 101L94 100V102L93 101H90V100H87L88 98H85V97H87V96H85ZM99 95H101L100 97H99ZM119 95H120V99H119ZM127 95H129V98H127L128 96ZM260 95V96H259ZM83 98H82V97ZM93 96V97H92ZM95 96V97H94ZM91 97V98H90ZM261 98V99H260ZM124 99H126V102H123L124 101ZM127 99H129V102H128V100ZM186 99H187V101H186ZM256 99V100H255ZM260 99V100H259ZM87 101H89V102H87ZM261 101V102H260ZM106 102H104L103 104H106ZM111 102L109 101V104H111ZM117 102H119V105L117 104ZM113 103H112V105H110L109 106V104H108V106L106 107L107 108V110L109 109V111H110V113L109 114H111V116L109 115V114H107V110L105 109V108H103V107H101V109L100 110H103L102 112H103V114H102V116L101 117H103V115L105 116V117H103V119H105V120H103L102 119V121L101 120H98L99 122H97L96 120L97 119H101L100 118V116H99V114L101 113V111H99V109L97 108V110L99 111V114H98V111L97 112H95L96 111V109H94V107H92V109H90L91 108V106H90V104H89V109H90V111H89V109L86 107V110L88 111L87 113H89V114H91V113H93V112H95L96 113V115L98 114V118L96 119V117H95V113H93V115H94V117H93V115L91 114L90 116L92 117V119H91V117L89 116V114H88V116H89V118L93 121L94 120V118H95V120H94V122L96 121L98 124H97V127H100L98 130H100V129H103V130H105L104 132L102 131V130H100V133H102V135L104 134V136H106L107 137V135L108 134H110V133H112V135H114V136H111V135H109V137H111V138H109V137H107L111 142L116 138V142L117 143H115V147H116V145H118V142H119V137L118 136H115V135H117L118 134V131H119V129L122 127L121 125H120V127L118 126V121L119 122H121V123H123L124 122V120L122 121V119H123V117L125 118V116H123V115H125V113H126V111H125V113H124V110H126V109H124L125 107H126V105L124 106V104L122 105L123 106V110L121 109V108H116V106H113ZM251 103V102H250ZM257 103V104H256ZM264 103V102H263ZM187 104V103H186ZM185 105V104H184ZM257 105V106H256ZM261 105V106H260ZM183 106V105H182ZM108 107H114V109L116 108V110H112V108H108ZM121 107V106H120ZM103 108V109H102ZM95 110V111H94ZM117 110H118V112H119V110L120 111H122L121 112V116H122V119L119 117L120 116V113H115V112H117ZM92 111V112H91ZM104 111H106V113L104 112ZM220 111H222V109H219V111L218 112H220ZM247 111V112H246ZM112 112H114L116 115H118V116H116L115 114H113ZM184 112V111H183ZM228 112H230L229 114H228ZM246 112V115H244V113ZM251 112H253V113H251ZM222 113V112H221ZM248 113L250 114V116H251V118H250V116H247L248 115ZM214 115L216 114V113H213ZM223 114V113H222ZM252 114H254L253 116H252ZM107 115H109L108 117H107ZM114 115L117 117V119L116 120H118L117 121V123H116V120L115 119H113V118H111V117H114ZM232 115H235L234 117H232ZM182 116H183V113H182ZM181 116V117H182ZM247 119V117H248V119L249 120H251L250 122L248 121V119L247 120H244V117ZM116 117H114V118H116ZM118 117H119V119H118ZM107 118L108 119H112L111 120V122H112V124L114 125H112L114 128L113 129H111V125H110V120H107ZM232 118V119H231ZM264 118V117H263ZM108 121V123H109V127L110 128H108V126H106V128H108V129H110V130H107V129H105L104 127H102L103 125H105V124H108L107 123V121ZM113 120L115 121V122H113ZM180 120H181V118H180ZM235 120H237V121H239V122H235ZM229 121V122H228ZM241 121H243V122H245L244 124H242L243 122H241ZM96 122H95V124H96ZM105 122V124H103ZM219 122V123H218ZM231 122V123H230ZM247 122V123H246ZM253 122V123H252ZM117 124V128H118V131H117V128L115 127V125ZM120 123V124H121ZM218 123V124H217ZM237 123H238V125H237ZM252 123V124H251ZM261 123V124H260ZM102 124V126H98V125H101ZM219 124H220V126H219ZM249 125V126H247V125ZM123 125V124H122ZM252 125V126H251ZM226 126V127H225ZM260 126V127H259ZM225 127V128H224ZM232 127V128H231ZM235 127V128H234ZM241 127V128H240ZM246 127V128H245ZM178 128V127H177ZM248 128V129H247ZM257 128V129H256ZM261 128H262V130H261ZM116 129V130H115ZM135 128H133V130H134ZM242 129V130H241ZM246 129V130H245ZM256 131H255V130ZM259 129V130H258ZM107 130V131H106ZM111 130H114V132L112 131V132H110L109 133V131H111ZM132 130V131H133ZM232 130V131H231ZM102 131V132H101ZM116 131V132H115ZM177 131H178V129H176V133H177ZM220 131V130H219ZM106 132H108V133H106ZM120 132V131H119ZM227 132H228V134H227ZM231 132V133H230ZM242 132H244V136H243V133ZM115 133V134H114ZM138 135H137V134ZM247 133V134H246ZM251 133H252V135H251ZM254 133V134H253ZM130 135H128L126 138H125V142H123V145H124V147H123V145H122V147L124 148H122V150H123V153H124V157H127V158H124L125 160H124V163H125V169H129L128 171H126V170H123V168L121 169V171H120V174H119V176L121 177L122 176V174H124L123 176H122V178H119V181H120V183L122 182V180H125L126 178H128V177H124L125 175L126 176H128L129 175V179H126V181H127V183H124V181L121 183V186H122V184L124 183V185L122 186V188H119V190H118V194H119V199H120V201L121 202H125L128 198H129V196H130V200L131 199H137V200H140V199H142V202L145 204V205H147L148 207H147V210H148V212L150 211V212H152L154 209H153V206L151 207V203L149 204V202H148V198L149 197H146L145 195L148 193L149 195L151 194V196H152V194H153V196H155L156 198L155 199H159V195L161 196L162 195V193L164 192V194H163V196H166L167 195V197L166 198H168L169 199V201L171 202V204L169 205L171 208H173V209H175V211H173L172 209V211H171V213H173L172 215L175 217V219L177 218V222L179 223H183L181 226L182 227H187L188 229H191L190 227H192V228H194V229H197L198 231V233H201V232H199L201 229V231H202V233L201 234H203V235H205V236H207V237H209V238H213V239H217V235L219 234L221 237H219V238H221V239H223L224 237V235L223 234H225V237L226 238H224V239H226L227 240V237H228V241H232V240H234V242L235 241H239L240 239H241V235H239L240 233H239V231L236 229V233H233L232 231H227L226 230V228L223 226V222H222V218H220V222L218 223V225L216 226V223H215V221L214 220H212L211 219V212H212V217H214L215 215H213L214 214V211H211V212H209L210 210H209V208H208V198H209V196L211 195V188H210V185H209V182H208V180L207 179H204V180H202V181H199V183L197 184V185H195V187L193 188V190H191L192 189V187H191V180L190 179H188L187 177H188V175L190 174L188 171H190V170H188L187 172H186V170L185 171H183V170H181L182 168H180V167H176V165H174V163H171L170 165H169V167H164V166H162L165 170H163V168L162 167H160L161 165L158 163V161H157V159H158V157H159V155H158V153L159 152H157V150L159 149V148H157L156 146H153V145H150V143L149 142H146V139H144V137L138 132V130H135L134 131V133H132L131 131H130V133H129ZM133 136H132V135ZM257 134V135H256ZM119 135H120V133H119ZM250 135V136H249ZM142 136V137H141ZM113 137H115V138H113ZM134 137V138H133ZM137 137V138H136ZM230 137V138H229ZM238 137H240V138H238ZM252 137H254V139L252 138ZM256 137V138H255ZM113 138V140H111ZM128 138V139H127ZM133 138V139H132ZM205 138V139H204ZM235 138V139H234ZM259 138V139H258ZM130 139V140H129ZM140 139H142V140H140ZM199 139V140H198ZM202 139V140H201ZM233 139V140H232ZM236 139H238V140H236ZM247 139V140H246ZM108 140V141H109ZM128 142H127V141ZM134 140V141H133ZM182 140V139H181ZM190 140V139H189ZM188 140V141H189ZM198 140V141H197ZM241 140V141H240ZM255 140V141H254ZM110 141H109V145H112L111 143H110ZM115 141V140H114ZM136 141H137V143H136ZM193 143H192V142ZM254 141V142H253ZM257 141V142H256ZM127 142V143H126ZM140 142V143H139ZM145 142H146V144H145ZM175 142H178V144H182V146L184 145V143L185 142H187V140L186 141H184V140H182V142L180 141H178V140H175ZM199 144H198V143ZM215 140H213V139H210V138H206V137H202V136H199V135H196L195 137H193V138H191V140H190V144L192 143L193 144V147H194V150L195 151H193L194 153H193V156H195L196 155V151H197V149H198V147L199 146H201V145H203V146H205V147H207V148H213L212 147V145L213 144H215ZM125 143V144H124ZM113 144H114V142H113ZM138 144H140V145H138ZM142 144H144V145H142ZM195 144V145H194ZM198 144V145H197ZM126 145V146H125ZM186 145V144H185ZM258 145V146H257ZM261 145V146H260ZM263 145V146H262ZM127 146H129V147H127ZM145 148H144V147ZM197 146V147H196ZM113 147H114V145H113ZM113 147H111V148H113ZM115 147H114V149H115ZM133 147H135V148H133ZM148 147H154L153 148V150L151 151V149L150 148H148ZM192 147V148H193ZM128 150H127V149ZM141 150H140V149ZM156 148V149H155ZM145 150V149H147V151H144V152H142L143 150ZM150 149V150H149ZM156 150V152H155V150ZM130 150H131V153H130ZM125 151V152H124ZM148 151H150V152H148ZM156 153V154H154V153ZM219 152V150L217 151L215 148H213L212 149V157H213V165H212V167H211V172L213 173V174H216V175H223V174H225L224 173V168H223V164H222V161H221V157H220V154L218 153ZM138 153V154H137ZM140 153V154H139ZM145 153V154H144ZM128 154V155H127ZM132 154V155H131ZM146 154H148L147 155V157L146 156H144V155H146ZM152 154V155H151ZM153 154L155 155V156H153ZM195 154V155H194ZM152 157H150V156ZM226 156L224 157V159L226 160L227 159V161H229L228 159H229V155H228V153L227 154H225ZM145 158V159H147L146 161H145V159L143 158V157ZM149 156V157H148ZM130 157V158H129ZM132 157V158H131ZM137 157H138V159H137ZM153 157H155V159L153 160ZM226 157H228V158H226ZM133 159V160H132ZM151 159V160H150ZM126 160H127V163H126ZM129 160V161H128ZM130 160H131V162H130ZM139 160V161H138ZM150 162H149V161ZM138 162V163H137ZM143 162V163H142ZM145 162V163H144ZM147 162H149V163H153L152 164V167H151V164H148ZM156 162V163H155ZM133 163L135 164V165H133ZM157 163H158V165H159V167H158V165H157ZM127 164H129L128 166H129V168H128V166H127ZM137 164H139V165H137ZM144 164V165H143ZM173 164V165H172ZM227 164L230 166V161L229 162H227ZM63 165L64 164H62V168H63V170H66V164L64 165V167H63ZM140 165H142V166H140ZM148 165V166H147ZM154 165V166H153ZM127 166V167H126ZM132 166V167H131ZM134 166V167H133ZM136 166V167H135ZM139 166V167H138ZM143 166H144V168H143ZM146 166V167H145ZM156 166V167H155ZM229 166H227L228 168H230ZM53 167V168H52ZM52 167H50L48 170L49 171H51V172H49V171H47V172H49V173H46L45 172V174L43 175L44 177L43 178H45L44 180H48V178L46 177L47 175H49L50 173H53V172H56L58 169L56 168V167H54V165H52ZM141 167V169H139ZM149 167H151V168H153V169H150ZM158 167V168H157ZM177 169H176V168ZM226 167V172H228V168ZM56 168V169H55ZM174 168V169H173ZM178 168H180V171H179V169ZM191 168V167H190ZM189 168V169H190ZM51 169V170H50ZM138 169V170H137ZM147 170V171H144V170ZM157 169V170H156ZM160 169H162V170H160ZM53 170V171H52ZM141 170V171H140ZM151 170V171H150ZM159 170H160V173H158L159 172ZM176 170H178V171H176ZM127 173H126V172ZM131 171V172H130ZM134 173H133V172ZM136 171V172H135ZM140 171V172H139ZM144 172V174H143V172ZM153 171V172H152ZM155 171V172H154ZM157 171V172H156ZM122 172V173H121ZM142 172V173H141ZM149 172V173H148ZM153 173V174H151V173ZM164 172H165V174L166 173H168V176L167 177H165L166 175L164 174ZM181 172H182V174H181ZM185 172V173H184ZM65 174H67L68 176H69V173H67V170L64 172ZM131 173H133V174H131ZM137 173V174H136ZM164 174L165 176H163L162 174ZM175 173H177V174H179L180 173V175H182L181 176V178H183V180H185L186 181V185H185V183H184V188L182 189V187H180V183L179 182H177V180L176 179H179V181H180V176L178 177L177 176V174H175ZM128 174V175H127ZM131 174V175H130ZM135 174V177H133V175ZM143 175V176H141V175ZM156 174L158 175V176H156ZM172 174H174V176L172 175ZM187 175V177L186 176H184V175ZM159 175H161V177L159 176ZM131 176V177H130ZM140 176V177H139ZM153 176V177H152ZM154 176H156V177H154ZM178 177V178H176V177ZM49 177V176H48ZM124 177V178H123ZM162 177H165L166 178V180L164 181V179L162 178ZM187 178V180H186V178ZM2 177L0 176V182L2 181V179H1ZM131 178V179H130ZM133 178V179H132ZM138 178V179H137ZM141 178V179H140ZM143 178V179H142ZM153 178V179H152ZM172 178V179H171ZM185 178V179H184ZM160 179V180H159ZM170 179V180H169ZM130 180H133V181H130ZM141 180V181H140ZM148 180V181H147ZM156 180H158L159 182H157ZM161 180H163V181H161ZM125 181V182H126ZM136 181V182H135ZM148 183H147V182ZM155 181V183H153ZM161 181V182H160ZM140 184H139V183ZM189 182H190V184H189ZM146 183H147V185H146ZM150 183V184H149ZM142 184H143V186H145V187H143L142 186ZM145 184V185H144ZM179 184V185H178ZM132 185V186H131ZM187 185H188V187H187ZM190 185V186H189ZM139 186V187H138ZM144 188V189H142V187ZM150 186V187H149ZM153 186V187H152ZM163 186H165L166 187V189H168L166 192H165V189H163V188H165V187H163ZM124 187H126V188H124ZM128 187V188H127ZM150 188V189H149ZM153 188V189H152ZM155 188V189H154ZM162 188V189H161ZM170 188V189H169ZM191 188V189H190ZM145 189H147V191L145 190ZM159 189V190H158ZM161 189V190H160ZM189 189V190H188ZM122 190V191H121ZM125 190H126V192H125ZM133 190V191H132ZM139 190V191H138ZM173 190V192H171ZM129 191H130V193H129ZM144 191H146V192H144ZM158 191H160V192H162V193H160L159 192V194H158ZM168 191H170V192H168ZM193 193H192V192ZM151 192V193H150ZM168 192V193H167ZM124 193V194H123ZM139 193V194H138ZM146 193V194H145ZM166 193V194H165ZM155 194V195H154ZM157 194H158V196H157ZM171 194H172V197H171ZM174 194H176V195H174ZM189 194V195H188ZM192 194V195H191ZM189 197H188V196ZM190 195L192 196V197H190ZM127 196V197H126ZM139 196V197H138ZM148 196V195H147ZM169 196V197H168ZM184 196V197H183ZM185 196H187V197H185ZM135 197V198H134ZM126 200H125V199ZM147 198V199H146ZM187 198H189V199H187ZM199 198V199H198ZM122 199V200H121ZM128 199V200H129ZM173 199H175L176 201L178 200V202H182V205H181V207H180V205H176V203H178V202H175ZM183 199V200H182ZM193 201H192V200ZM127 200V201H128ZM150 200V199H149ZM182 200V201H181ZM199 200V201H198ZM159 201V200H158ZM194 201H198V202H195L194 204H196V206L194 207L193 205V202ZM148 202V203H147ZM169 202V203H170ZM185 202H187V203H185V205H184V203ZM202 203V204H200V203ZM66 203V204H65ZM69 203V202H68ZM206 203V204H205ZM64 205H61V206H59V205H57L58 207H61V210H63V211H65L66 213H69V212H71V207H72V205H70L71 203H69V205L67 204V201L66 202H64L63 203ZM175 204V205H174ZM205 204V205H204ZM150 205V206H149ZM198 205V206H197ZM175 206V207H174ZM207 206V207H206ZM66 207V209H62V208H65ZM69 207V208H68ZM117 207V206H116ZM150 208V209H149ZM184 208V209H183ZM201 208V209H200ZM205 208V209H204ZM68 209V210H67ZM69 209H70V211H69ZM116 209V208H115ZM114 209V213H109L108 215H107V213L105 212V214H103L104 216L102 217L103 218V220L104 221H106V220H108V218H109V216H110V219L108 220V222H105V223H108L107 224V228L108 229H111V231H112V233H110V235L112 234V235H114L113 236V238L110 240V243H109V246H111V248L109 249L110 250V252L112 251L113 252V250H115L116 248L117 249H119V250H121L120 251V253L116 250L115 251V253L116 252H118L119 254H122V255H119V254H117L116 253V255L115 256H117V258L118 257H120V256H122V258H131V259H142V258H144L143 260H144V264H153L155 261H154V258L152 257V255L149 253V249H148V247L150 248L151 246H153V245H151V244H154L153 242L155 241V240H153L154 238L156 239L158 236L157 235H155V234H158V233H160V234H158V235H160V238L159 239H156V244H158V245H165V246H168V250H169V253L170 252H172V253H170V255L172 256H168L169 258H172L171 260H172V264H179V259H178V254L180 253L181 254V252H182V247H181V245H179V243H178V241H176V240H174V239H176L174 236H173V234H172V232L170 231V230H166L165 228H164V226L161 224V225H159L158 223H157V220L155 219V218H152V220H149V218L151 217V215L149 216V215H146V214H144V215H139V216H136V215H132L133 217H129V216H126V215H124L122 212H118L117 211V209L115 210ZM152 209V210H151ZM200 209V210H199ZM181 210V211H180ZM197 210V211H196ZM204 210V211H203ZM68 211V212H67ZM96 212L97 211H99L98 209L97 210H95ZM117 211V212H116ZM189 212L190 214H188V215H186V212ZM195 211V212H194ZM154 212V211H153ZM210 214H209V213ZM15 213V212H14ZM20 213V214H19ZM21 213H22V211H16V214H17V216H16V214L14 215L13 213H11V214H8L6 217H4V222L2 223L3 224V226L1 227L2 229H9V228H11L12 229V227H14V228H16L17 226H19V225H21V224H23V223H25V221L24 220H26L27 219V217H26V215L24 216V215H21ZM120 213H122V214H120ZM23 214V213H22ZM120 215V216H118V215ZM13 217H12V216ZM106 215L108 216V217H106ZM116 215H117V217H116ZM181 215V216H180ZM201 217H205V216H208V219H204V220H201V219H199L200 218V216ZM203 215V216H202ZM23 216H24V218H23ZM142 216V217H141ZM144 216H146V218H143ZM182 216L184 217V218H182ZM193 216V217H192ZM9 217H11V218H9ZM16 217V218H15ZM107 219H106V218ZM112 217H114L113 219H112ZM120 217V218H119ZM135 217V218H134ZM178 217L180 218L181 217V219H178ZM188 217V218H187ZM21 218V219H20ZM127 218V219H126ZM143 218V219H142ZM14 219L16 220V222H18V223H16L15 221H14ZM24 219V220H23ZM115 219V220H114ZM119 219V220H118ZM191 219H192V222H191ZM212 220V222L211 221H209V220ZM17 220H19V221H21V222H19V221H17ZM142 220H144V222L143 223H145V224H143L141 221ZM205 220H207V223L206 222H204ZM7 221V222H6ZM63 221V222H62ZM115 221V222H114ZM148 223H147V222ZM153 221H154V223H153ZM9 222H10V225L9 226H7L6 227V225H8L9 224ZM11 222H12V224H11ZM59 222H61V223H59ZM59 222H58V224H56V225H54V227H56V226H58V227H61L62 225H63V227H65L67 224H69L70 223V221H66V220H64V219H62V220H59ZM199 222H200V224H199ZM214 222V223H213ZM7 223V224H6ZM15 223V225L13 226V224ZM66 223V224H65ZM132 223V224H131ZM205 223V224H204ZM211 223V224H210ZM16 224H17V226H16ZM19 224V225H18ZM99 224H101V223H99ZM104 224V223H103ZM134 224V225H133ZM157 224V225H156ZM188 224V225H187ZM192 224V225H191ZM209 224H210V226H209ZM106 225V224H105ZM125 225V226H124ZM130 227H129V226ZM138 225V226H137ZM156 226V228H157V230L159 231H157L156 230V228H155V226ZM185 225V226H184ZM191 225V226H190ZM213 225V226H212ZM16 226V227H15ZM100 226V225H99ZM118 228H116V227ZM119 226V227H118ZM124 226V227H123ZM135 226V227H134ZM190 226V227H189ZM200 227V229H199V227ZM204 228H203V227ZM207 226V227H206ZM211 226H212V229H210L211 228ZM129 227V228H128ZM141 227H144V228H142V229H140ZM163 227V228H162ZM209 227V228H208ZM103 228V227H102ZM153 228H154V232H153ZM205 228H207V229H205ZM216 228V229H215ZM224 228V229H223ZM132 229V230H131ZM139 229V230H138ZM187 229V230H188ZM221 229V230H220ZM263 229V230H262ZM262 229H260L259 231H257V233H255V235L253 234V235H251L252 236V238H251V236H248V235H246V233H245V236H247L246 237V239L248 238V239H250V240H259V241H257V242H252L254 245H256V246H259L260 247V249H261V251L262 250H264V227L262 228ZM144 230V231H143ZM147 230V231H146ZM152 230V231H151ZM211 230V231H210ZM212 230H214L213 232H212ZM223 230H224V233H223ZM114 231H116V232H114ZM136 231V232H135ZM203 231H205V232H203ZM206 231H207V233H209L210 235H212L213 233V235L212 236H210L209 234H207L206 233ZM261 231V232H260ZM144 232V233H143ZM151 232V233H150ZM161 232H163V233H161ZM219 232V233H218ZM243 232V231H242ZM242 232H241V234H242ZM167 233V234H166ZM218 233V234H217ZM164 234V235H163ZM170 234V235H169ZM227 234V235H226ZM123 235V236H122ZM125 235V236H124ZM156 237H155V236ZM218 235V236H219ZM229 235V236H228ZM235 235V236H234ZM150 236V237H149ZM232 236H233V238H232ZM257 236V237H256ZM259 236V237H258ZM153 237V238H152ZM223 237V238H222ZM150 238H151V240L153 241H151L150 240ZM166 238V239H165ZM232 238V239H231ZM237 238V239H236ZM27 239V238H26ZM24 239L23 241H25L24 242V244L27 242V240H29V239ZM57 240V241H56ZM113 240V241H112ZM148 242H147V241ZM168 240V241H167ZM212 240V239H211ZM255 240V241H256ZM261 240V241H260ZM54 241V242H53ZM52 241V243L51 244H55V245H51L50 246V248H43V250H41L42 248H40V247H37V248H35V249H33V250H27V251H25V254H24V252H20V251H18V250H14V251H6V250H2V249H0V251H2V252H0L1 254H0V264H12V263H14V264H16V262H18L17 264H83L85 261H84V255H83V251H82V249H81V247H80V245L77 243V241H74V240H70V242H69V244L68 243H66V241H64V240H62V239H55V240H53ZM117 241V242H116ZM125 241V242H124ZM144 241V242H143ZM152 243H151V242ZM159 241V242H158ZM173 241V242H172ZM176 241V242H175ZM249 241V240H248ZM244 242V246H245V248L246 249H248L247 251H245L246 249H244V252H243V260H248L249 261V263H251V261H252V259H254L255 261L254 262H256L257 261V263H255V264H259V261H261L260 262V264H264V252H261V251H258L259 253H258V255L256 254V256H257V258L256 257H253V254H251V252H250V247H249V245H246V243L247 244H249V242ZM28 242H30V241H28ZM61 242H63V243H61ZM65 242V243H64ZM127 242V243H126ZM175 242V243H174ZM7 243V242H6ZM14 243V242H13ZM18 243V242H17ZM16 243V244H17ZM60 243H61V245H60ZM70 243H72V244H70ZM161 243V244H160ZM177 243V244H176ZM1 244H3V245H1ZM59 244V245H58ZM114 244V245H113ZM0 245H1V247L2 246H5V242L3 243V242H1L0 243ZM65 245V246H64ZM79 245V246H78ZM112 245H113V248H112ZM120 245H123V246H120ZM148 245V246H147ZM179 245V246H178ZM53 246H54V249H53ZM58 246V247H57ZM173 246V247H172ZM0 247V248H1ZM181 247V248H180ZM248 247V248H247ZM3 248V247H2ZM61 248V249H60ZM44 249H45V251H44ZM48 249V250H47ZM81 249V250H80ZM172 249V250H171ZM226 249H228V247H226V248H224L223 250H219L218 252H214L213 253V255H214V257H215V255H218L219 257V259H218V264L220 263V264H238L235 260H234V258L235 257H227V256H222V253H224L225 251L227 252L228 250H226ZM35 250V251H34ZM38 250H40V251H38ZM51 250H53V251H51ZM134 250V251H133ZM181 250V251H180ZM36 252V253H31V252ZM43 251V252H42ZM80 251H81V253H80ZM175 251V252H174ZM180 251V252H179ZM6 252V253H5ZM14 252V253H13ZM18 254H17V253ZM29 252V253H28ZM43 254H42V253ZM111 252V253H112ZM146 254H144V253ZM45 253V254H44ZM133 253V254H132ZM136 253V254H135ZM143 253V254H142ZM169 253H168V255H169ZM175 253V254H174ZM246 253V254H245ZM248 253V254H247ZM260 253H261V255H260ZM4 254H5V256H7V254H8V256L7 257H5L4 256ZM14 254V255H13ZM20 254V255H19ZM40 254H42V255H40ZM124 254V255H123ZM138 254H140V255H138ZM142 254V255H141ZM221 256H220V255ZM263 254V255H262ZM17 255V256H16ZM21 255H25V256H21ZM119 255V256H118ZM132 257H131V256ZM212 255V256H213ZM248 255H250V256H247ZM2 256H4V257H2ZM13 256V257H12ZM21 256V257H20ZM27 256H29V257H27ZM39 258H38V257ZM126 256V257H125ZM130 256V257H129ZM140 258H139V257ZM233 256V255H232ZM259 256V257H258ZM25 257V258H24ZM35 257V258H34ZM137 257V258H136ZM151 257L153 258V259H151ZM9 259V260H6V259ZM20 258H23L22 260H24V259H27V260H24L23 262H22V260L20 259ZM28 258H30V259H28ZM38 260H37V259ZM176 258L178 259V260H176ZM230 258V259H229ZM256 258V259H255ZM5 259V260H4ZM18 259V260H17ZM36 259V260H35ZM250 259H251V261H250ZM4 260V261H3ZM13 261V262H11V261ZM17 260V261H16ZM227 260V261H226ZM16 261V262H15ZM21 261V262H20ZM29 261V262H28ZM32 261V262H31ZM34 261V262H33ZM36 261H37V263H36ZM175 261V262H174ZM228 261H229V263H228ZM248 261H246L245 262V264H247L248 263ZM9 262V263H8ZM27 262V263H26ZM225 262V263H224ZM234 262V263H233ZM263 262V263H262ZM154 264H156V263H154ZM243 264V263H242Z\"/></svg>", "mask_w": 264, "mask_h": 264}, {"label": "built area", "instance_id": "built-area-1", "mask_svg": "<svg viewBox=\"0 0 264 264\" xmlns=\"http://www.w3.org/2000/svg\"><path fill=\"white\" fill-rule=\"evenodd\" d=\"M213 85L195 80L178 129L186 141L195 135L215 140L213 148L229 154L230 169L223 175L211 172L212 149L203 145L196 151L191 170L194 185L207 179L211 188L210 211H217L227 231L244 229L246 235L264 227V149L236 146L220 137L215 117L210 113Z\"/></svg>", "mask_w": 264, "mask_h": 264}]
</instances>
